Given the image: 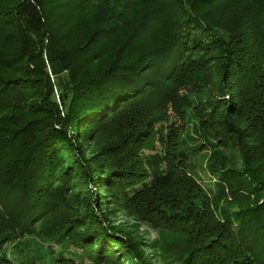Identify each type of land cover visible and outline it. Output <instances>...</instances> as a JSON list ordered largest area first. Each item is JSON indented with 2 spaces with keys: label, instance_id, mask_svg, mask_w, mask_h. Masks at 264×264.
I'll return each mask as SVG.
<instances>
[{
  "label": "trees",
  "instance_id": "1",
  "mask_svg": "<svg viewBox=\"0 0 264 264\" xmlns=\"http://www.w3.org/2000/svg\"><path fill=\"white\" fill-rule=\"evenodd\" d=\"M193 49L215 51L222 68L220 78L213 69L212 84L219 80L218 93L230 98L218 108L229 117L212 108L199 122V138L214 141L207 160L213 190L189 176L174 143L179 128L168 124L169 109L182 117L192 106L180 90L210 74ZM63 73L53 123L64 124V115L97 127L114 121V150L141 171L125 164L104 172L101 183L156 234L143 241L138 226L123 235L97 223L95 248L78 246L89 264H119V254L131 255V264H264V0H0V113L32 116L13 141L0 131V202L12 192L26 204L21 218L13 217L15 206L0 211L2 239L34 233L38 215L44 221L62 208L69 174L86 177L59 166L68 148L56 143L66 130L47 125L44 104L27 103L43 100L45 89L52 95L49 74ZM155 112L164 129H150ZM78 143L69 141V164L82 151ZM144 148L154 155L145 159ZM53 179H61L54 188ZM141 249L155 254L145 259Z\"/></svg>",
  "mask_w": 264,
  "mask_h": 264
},
{
  "label": "rangeland",
  "instance_id": "2",
  "mask_svg": "<svg viewBox=\"0 0 264 264\" xmlns=\"http://www.w3.org/2000/svg\"><path fill=\"white\" fill-rule=\"evenodd\" d=\"M221 36L225 39L228 37L225 33H221ZM219 39H216V43L218 44L220 43ZM214 52L200 51L198 53L193 49V55L196 58L207 62L210 74L203 78L204 80L201 82H198V79L202 78H197L196 83L192 84L191 87L180 90L179 94L188 96L192 102L190 108L184 109L182 117L176 116L170 109L167 113L169 126L175 125V127L179 128L177 135L174 137L176 152L185 154L189 176L206 190H213V183L215 182L207 169V160L210 154L208 144H214V141L209 138L207 141L199 138V134L201 133L199 128L200 118L208 116L212 108L218 109L221 106H228L230 99L228 95L218 93L220 88L218 86L219 80H217V86L212 84L213 69L217 71L216 76L220 78L222 68L221 61ZM49 79L52 84V95H49L45 89L42 91V93H45L43 100L33 99L29 102L27 101V103L32 105L44 104L47 108L45 116L49 121L47 125H53L55 131L66 130V137L58 132L60 133V138H58L56 146L59 144L61 146L62 142L68 148L67 152H62L59 157V163L61 164L59 166L62 168L66 166L69 170H73V168L84 170L86 177H83L81 174H69L67 183L62 190L64 193V197L62 198L64 203L63 205L61 203L56 210L61 206L62 208L44 221H37L44 216L43 213L38 215L36 223L32 225L34 233L22 237L15 235L8 239H2L3 235L0 233V239H2L0 242V264H53V261L59 257L72 259L73 264H89L87 255L78 246L87 241L93 242L92 246L95 248L96 243L92 233L97 223H102L103 226L101 227H104L105 231L106 228H109L116 234L121 232L123 235L133 231L134 227L138 226L137 230L143 241L153 240L156 237L155 230L150 227L141 226L139 221L136 220L135 215L137 214H135V211H126L123 207L117 205V200H112L110 195L113 193V190L108 185L101 183L102 179L100 178L105 177L104 172L115 170L125 164L127 166L132 164L130 159L124 161L126 158L123 157V154L114 150L116 143L113 140V135L117 129L116 124L113 121L104 126L97 127V125H87V123L83 122V118L76 120L74 116L68 118L64 115V124L55 125L53 122L54 120L56 122V119H58V111L61 112V108L57 104L58 96L63 86L66 85L67 74L63 73L60 76L49 74ZM25 106L31 107L30 105ZM208 108L210 110L207 111L206 109ZM218 111L223 117H229L224 109H218ZM161 117L162 115L156 112L151 115V118H154L153 121H157L153 125L151 123L150 129L153 127L154 130L165 128V124L167 125V123H161L157 119ZM30 118H32L31 114L24 113L22 110H9L0 113V131L8 132H3L1 139L13 141L12 132L20 128ZM163 135L165 136L166 132ZM71 137H75L76 139H71ZM69 141L72 147L79 142L78 145L82 148L81 153L77 154L74 152L76 158L72 164H69L71 159L69 154L74 149L69 147ZM155 147L157 151L161 149L159 143H156ZM151 150L144 148L140 154L145 159H148L154 155V152ZM131 166L140 170L136 164ZM49 181V184L52 183L50 185L52 188L61 183V179ZM47 187L44 189L45 195H47L45 190L49 188ZM7 193L9 194H5V197L2 196L3 200L0 202V211L7 213L9 206L12 205L17 208L13 217L21 218L23 207L26 204L22 205L18 195H11L13 194L12 192ZM46 198L41 197L40 200H45ZM5 200L8 203L4 211L1 203ZM50 202L51 204H56L60 201H58V198H52ZM92 217L94 218L92 219ZM89 223H91V227H87ZM83 225L86 227L79 229ZM78 230H81L84 235H81ZM72 242L76 243L77 246ZM141 250L145 255V259L151 258L155 254L150 249ZM134 260L131 255H127V257L122 254L118 255L119 264H131Z\"/></svg>",
  "mask_w": 264,
  "mask_h": 264
}]
</instances>
